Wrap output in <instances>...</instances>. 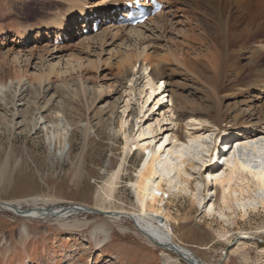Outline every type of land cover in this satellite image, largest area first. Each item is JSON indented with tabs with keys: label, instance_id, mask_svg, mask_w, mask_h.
Returning a JSON list of instances; mask_svg holds the SVG:
<instances>
[{
	"label": "rangeland",
	"instance_id": "1",
	"mask_svg": "<svg viewBox=\"0 0 264 264\" xmlns=\"http://www.w3.org/2000/svg\"><path fill=\"white\" fill-rule=\"evenodd\" d=\"M220 1L228 9L222 11L228 13L231 8L230 15L234 18L248 12L249 3L258 2ZM57 5L50 0H0V31H13L15 25L26 29L28 24L45 20ZM208 5V0H181L180 7L188 24L179 26L175 18L177 25L172 22L165 39L156 43L158 48L152 54L166 61L162 63L167 75L160 83L165 81V86L169 85L168 93L174 95V110L181 124L176 132L182 142L187 141L189 135L185 125L190 117L203 121L201 129L209 137L204 139L209 146L219 130L234 132L226 140L225 151L219 153L218 175L227 169L226 160L231 155L240 161L251 155L252 166L259 164L251 145L257 143L264 147V135L253 139L246 135L251 130L250 122L261 124L264 121V25H254L255 30L246 33L248 36L242 34L241 40L233 41L227 50L226 63L217 67L221 70H216L205 59L208 48H212L209 40L213 32L209 24H214L208 17ZM174 54L182 61H174ZM118 61L113 59L100 73L91 67L78 74L80 77L74 74L65 80L52 78L42 84L37 71L26 66L19 70L0 56V201L15 202L24 210L73 204L91 209L105 206L110 212L139 213L131 185L137 180L136 172L143 160L138 150L125 158L121 180L110 204H102V187L125 156L126 144L119 129L125 114L131 120L129 129L134 139L137 129L143 125L144 128L155 127L162 115L152 103L149 108L155 112L145 124L133 128L135 118H139L138 108L142 105L141 93L146 80L140 72L137 80L132 81L129 72L118 70ZM29 73L37 75L33 86L14 82L17 74L27 77ZM104 76L112 79L113 89L96 87L98 78ZM167 100L169 105L172 98L166 97ZM249 113L254 114L252 121ZM169 133L165 132L164 136ZM235 147L239 149L234 152ZM198 157L193 169L187 167L193 179L186 191L171 194L164 186L167 193L158 204L165 207L164 211L171 218L170 231L175 241L192 250L204 264H264V210L261 207L264 192L253 188L243 204L235 201L234 211H224V219L217 214L208 215L206 207L212 202L208 205L207 194L210 193L204 178L209 170L199 169L202 158L206 157ZM177 181L183 180L177 177ZM213 186L214 197L211 198L219 212L222 188ZM242 205L249 209L244 218L239 216ZM102 225L107 227L106 234L99 230ZM0 264L190 263L145 237L129 217L113 221L103 213L91 212L72 215L66 220H38L24 219L0 209Z\"/></svg>",
	"mask_w": 264,
	"mask_h": 264
},
{
	"label": "bare ground",
	"instance_id": "2",
	"mask_svg": "<svg viewBox=\"0 0 264 264\" xmlns=\"http://www.w3.org/2000/svg\"><path fill=\"white\" fill-rule=\"evenodd\" d=\"M126 1L50 0V3L53 2L58 5L56 7L54 6L55 8L48 13V17L45 20H37L34 25L28 24V28L25 26L26 29L20 25L23 29H19L15 25L13 31H0V56H3L4 59L16 65L19 70L23 68L22 66H26L27 69L37 71V75H39L38 81L40 83L51 81L52 78L65 80L68 77L70 78L71 75H80L91 67L93 68L92 70L95 69L97 73H100L102 71L101 68L105 66L107 68L113 59L119 60L118 70L127 74L129 72V77L132 81H136L137 76L142 72V77L146 80L141 93L143 94L141 98L143 101L141 107L138 108L139 115L137 116L139 118H135L133 128H138L139 125L145 124V120L157 109L158 113L162 115V119L160 121L158 120L155 127L148 126L144 128L143 125L140 128L141 131L137 129V136L134 139L129 129L131 120H128L129 115L125 114L128 108L124 110L123 114L125 116L121 120L119 129L124 136L126 144L124 147L125 156L119 168L104 182V186L102 187L103 195L100 194L102 204L111 203L115 197L117 185L121 180L125 158L129 153L138 150L142 154L143 160L136 172L137 180L136 182H132L131 185L135 189L136 202L140 207L139 213L110 212L105 206L91 209L88 206L83 207L82 205L73 204L69 207H37L34 209H26L24 212V209L18 207L15 202L9 203L2 201H0V209H4L10 213L12 212L16 216L24 219L32 218L38 220L41 218H51L55 221L66 220L72 215H85V213L91 212L98 215L103 213L113 221L119 220L120 217H129V219L135 221L144 236L152 240L156 245L167 250H172L185 262L201 264L192 250L190 251L182 247L175 241L174 234L170 231L171 218L164 211L165 207L163 205L158 206L160 200H164L162 198L163 194L167 193L164 186L168 188L171 194L176 191L185 192L186 187H189L193 179V174L188 172L187 167L190 166L193 169L194 162L199 158L198 156L203 155L206 158H202L203 161L200 160L202 163L200 162L199 169L205 168V170L207 169L206 171L209 170V174L204 178V181L206 182V186L209 187L208 193L210 194H207V201L210 202H208V205L212 202L210 206L206 207V211L210 216L217 214L224 219L226 217L224 211H234L235 201L243 204L245 198L249 197V193L253 188L264 192V147L259 146L255 142L253 146L251 145L252 154L255 155V159L258 158L259 160V164L256 167L254 165L252 166L253 159H250L251 155H248L245 161H240V159L238 160L231 155V158L226 160L227 169L225 172L217 175L216 168L220 164L219 153L225 151L226 140L234 135L233 131L226 129L219 130L214 138L216 140H213L212 143L210 142L209 146L204 140L207 136H205L206 132L201 129L203 121L201 120V122L194 117H190L185 125L189 133L187 141L182 142L179 139L176 131L181 129V124L174 110V95L168 93L169 89L167 87L169 85L165 86V81L160 83L167 75V69L164 68L162 63L165 59L160 60L155 58L152 52L157 47L156 43L159 40L165 39L167 28H170L173 24L172 22L176 24L174 21L175 18L178 20L177 24L179 26L184 27L188 24V19L180 7L181 0H163L165 10L153 19L140 25V27L135 28L129 26L124 27L113 21L121 11L117 10L116 6H120L121 8ZM263 1L258 0L256 3H249V11L234 18L231 16V8L228 13H224L228 9L226 10L227 6L223 7L226 4L221 5L222 1L208 0V17L214 24H209V30L213 32V36L209 40L212 48H208L205 59L210 64L212 63L215 69L222 67L223 63H226L228 56L227 50L234 44L233 41L240 39L242 34L249 33L250 30H255L254 25L263 27ZM223 8L225 10L224 12L222 11ZM95 15L103 19H111L112 22L110 25L103 26L98 33L79 38L77 32L82 31L83 27H85L84 24H81L83 20L86 17ZM238 26H244V28L241 31H237L236 28ZM65 36H68V40L64 44L57 45L55 40ZM172 59L174 61L180 60L176 54L172 55ZM167 63L169 62L167 61ZM191 67H193V64H191ZM18 69L16 70L19 71ZM12 75L15 74L13 73ZM37 75L34 77L29 73L26 77L17 74L14 82L19 81V84L33 86V83L37 80ZM45 75H48L47 79H45ZM9 78L12 77L10 76ZM125 78L127 77L125 76ZM98 79L99 81L95 85L99 89H104L108 86L109 88L113 87L111 84L112 79L107 76L103 78L99 77ZM130 79L129 81L132 82ZM21 88L24 87L22 86ZM99 95L102 97L103 92L101 91ZM166 97L172 98L169 105V100L166 102ZM152 103L157 106L155 110H150L149 108ZM148 111L149 113L147 114L146 112ZM14 115L16 114L14 113ZM248 115L250 119L254 116L253 113H249ZM249 125L251 126V130L249 132L247 131L246 137L253 139L258 135H264V121L261 124L250 122ZM163 126H166V128L169 126L172 129H165ZM167 131L170 133L164 136V133ZM161 134L163 136L159 138L158 136ZM206 138L208 140L209 137ZM238 149L239 147H235L234 152ZM243 156L246 157L245 154ZM177 177L183 181L178 183ZM213 185L221 186L222 188L220 197L222 206L219 212H217L215 201L211 198L212 196L214 197ZM262 200L261 207L264 210V198ZM241 208L239 216L244 218L247 216L249 209L247 205H242ZM99 230H102L105 234L107 233V227L105 225H102Z\"/></svg>",
	"mask_w": 264,
	"mask_h": 264
},
{
	"label": "water",
	"instance_id": "3",
	"mask_svg": "<svg viewBox=\"0 0 264 264\" xmlns=\"http://www.w3.org/2000/svg\"><path fill=\"white\" fill-rule=\"evenodd\" d=\"M18 209H19V208H18ZM23 211L25 212V211H26V209H25V210H23ZM199 263L203 264V263H202V261H200V260H199Z\"/></svg>",
	"mask_w": 264,
	"mask_h": 264
}]
</instances>
